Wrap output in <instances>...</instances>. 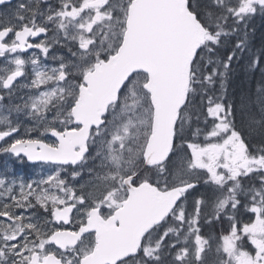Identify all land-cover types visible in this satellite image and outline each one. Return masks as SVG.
I'll use <instances>...</instances> for the list:
<instances>
[{
	"label": "snow or ice",
	"instance_id": "obj_1",
	"mask_svg": "<svg viewBox=\"0 0 264 264\" xmlns=\"http://www.w3.org/2000/svg\"><path fill=\"white\" fill-rule=\"evenodd\" d=\"M257 17L264 0H0V264H264Z\"/></svg>",
	"mask_w": 264,
	"mask_h": 264
},
{
	"label": "trees",
	"instance_id": "obj_2",
	"mask_svg": "<svg viewBox=\"0 0 264 264\" xmlns=\"http://www.w3.org/2000/svg\"><path fill=\"white\" fill-rule=\"evenodd\" d=\"M253 26L255 27V45L257 48L261 46L262 43H264V20L257 17L254 22ZM259 79V74L257 73L255 78L247 77L243 74L241 69L236 70V76L233 79L232 82V89H235L237 93L239 92V89L244 87H250L254 90L256 81ZM231 91V89H230Z\"/></svg>",
	"mask_w": 264,
	"mask_h": 264
},
{
	"label": "flooded vegetation",
	"instance_id": "obj_3",
	"mask_svg": "<svg viewBox=\"0 0 264 264\" xmlns=\"http://www.w3.org/2000/svg\"><path fill=\"white\" fill-rule=\"evenodd\" d=\"M16 0H13V3H15ZM4 159L0 157V167L3 166ZM10 167H12L15 170V173L17 176L25 179V180H30L35 177L36 172L38 169L29 166L27 164H20L16 163L14 161L9 162Z\"/></svg>",
	"mask_w": 264,
	"mask_h": 264
}]
</instances>
